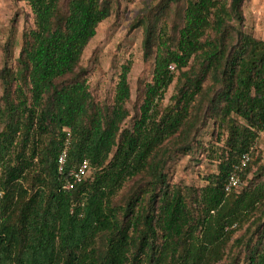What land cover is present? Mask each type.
Listing matches in <instances>:
<instances>
[{
    "label": "trees",
    "instance_id": "1",
    "mask_svg": "<svg viewBox=\"0 0 264 264\" xmlns=\"http://www.w3.org/2000/svg\"><path fill=\"white\" fill-rule=\"evenodd\" d=\"M25 1L33 24L0 69V264H264V39L245 0H154L137 15L149 69L134 113L128 67L108 102L80 64L120 0ZM192 153L217 169L172 182L169 161ZM84 159L90 174L66 188ZM233 173L246 184L227 190Z\"/></svg>",
    "mask_w": 264,
    "mask_h": 264
},
{
    "label": "rangeland",
    "instance_id": "2",
    "mask_svg": "<svg viewBox=\"0 0 264 264\" xmlns=\"http://www.w3.org/2000/svg\"><path fill=\"white\" fill-rule=\"evenodd\" d=\"M154 0H120L116 14L102 21L94 38L88 43L81 60L87 71V78L93 96L97 100L111 102L114 99L120 75L128 67V81L131 98L128 107L134 113L138 102L139 87L148 77L149 64L143 59L142 28H130L137 15ZM245 27L247 32L264 39V0L244 1ZM33 24L30 7L25 0H0V69L4 65L3 46L7 39H14L13 64L21 44L22 31L26 25ZM175 81L166 92L164 102L174 91ZM2 85L0 81V95ZM212 123L201 136L203 141L210 139ZM257 151L264 156V131L257 141ZM171 181L183 185L200 186L202 177L215 171L216 163L209 161L204 154H177L168 163ZM246 184L243 180L241 187ZM239 230L237 235L242 234Z\"/></svg>",
    "mask_w": 264,
    "mask_h": 264
},
{
    "label": "built area",
    "instance_id": "3",
    "mask_svg": "<svg viewBox=\"0 0 264 264\" xmlns=\"http://www.w3.org/2000/svg\"><path fill=\"white\" fill-rule=\"evenodd\" d=\"M69 145H70V133L68 132L65 137L64 147L58 157L60 170H63L66 165ZM248 160H249L248 156L245 155L242 159V164H246ZM90 170H91V166L89 160L84 159L81 163L78 164V166L73 167L71 169L70 178L67 180L65 187L68 189L73 188L76 183L82 181L90 174ZM239 186H241L240 179L235 173H233L230 176L229 182L227 184V190H230L232 188H239Z\"/></svg>",
    "mask_w": 264,
    "mask_h": 264
}]
</instances>
